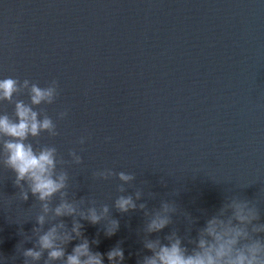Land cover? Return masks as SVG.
<instances>
[{
    "label": "water",
    "instance_id": "obj_1",
    "mask_svg": "<svg viewBox=\"0 0 264 264\" xmlns=\"http://www.w3.org/2000/svg\"><path fill=\"white\" fill-rule=\"evenodd\" d=\"M9 76L59 81L56 102L38 107L60 135L45 133L40 143L66 159L72 148L83 156L82 165L67 166L77 198L111 204L121 182L92 173L113 168L136 175L145 194L138 203L175 199L200 217L196 227L225 196L253 199L264 213V0H0V78ZM13 110L0 103V113ZM81 136L90 138L80 145ZM11 178L0 166V257L7 258L0 264H23L12 257L38 207L29 209L30 198L7 212L4 199L18 191ZM112 215L120 220L115 235L82 220L84 235L99 239L91 247L105 254L122 241L123 264H137L150 254L139 231L143 211ZM175 226L183 235L184 222Z\"/></svg>",
    "mask_w": 264,
    "mask_h": 264
},
{
    "label": "clouds",
    "instance_id": "obj_2",
    "mask_svg": "<svg viewBox=\"0 0 264 264\" xmlns=\"http://www.w3.org/2000/svg\"><path fill=\"white\" fill-rule=\"evenodd\" d=\"M59 87L57 80L41 86L27 78L22 81L19 77L0 78V103L7 101L14 105L12 115L0 113V166L12 173L13 187L18 189L6 196L4 206L11 213L17 202L22 204L33 198L29 209L38 207L34 219L26 221H35L31 234L20 229L24 239L16 245L13 260L23 257V264H104L106 255L110 264H123V242H117L106 254L93 251L91 245L100 241L89 240L81 222L101 224L105 236L111 237L120 229V220L112 215L114 208L121 214L143 211L145 219L139 231L143 248L150 254L141 256L137 264H264V213L258 203L246 196H225L213 214L205 212V222L199 227L196 226L200 217L182 209L175 199H162L153 208H149L147 201L138 203L145 196L144 191L135 186L134 173L122 170L103 168L92 173L97 180L116 177L121 182L117 185L119 194L111 204L88 195L77 198L67 166L82 165L83 156L72 148L66 159L55 145L40 143L45 133L49 137L60 135L53 117L38 107L55 103ZM25 93L27 102L18 98ZM67 116L68 111L64 110L57 118L62 120ZM89 138L81 136L78 143L83 145ZM160 182L167 186L163 177ZM129 188L134 192L129 193ZM179 192L175 190L169 195L176 196ZM150 196L155 198L156 193ZM65 217L71 218V227ZM180 221L185 224L183 235L175 226ZM169 226L171 230L163 237L153 238L154 233H161ZM194 227L196 236L191 235ZM77 240L69 252L68 245ZM26 242H32V247H25Z\"/></svg>",
    "mask_w": 264,
    "mask_h": 264
}]
</instances>
